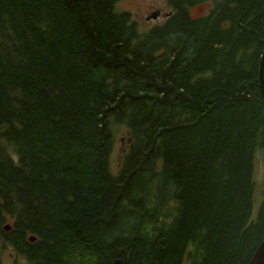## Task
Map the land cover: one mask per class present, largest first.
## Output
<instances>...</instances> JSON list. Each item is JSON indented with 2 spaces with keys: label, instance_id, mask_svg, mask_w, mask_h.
Here are the masks:
<instances>
[{
  "label": "trees",
  "instance_id": "16d2710c",
  "mask_svg": "<svg viewBox=\"0 0 264 264\" xmlns=\"http://www.w3.org/2000/svg\"><path fill=\"white\" fill-rule=\"evenodd\" d=\"M120 1L0 0V264H248L264 0Z\"/></svg>",
  "mask_w": 264,
  "mask_h": 264
},
{
  "label": "rangeland",
  "instance_id": "374dc122",
  "mask_svg": "<svg viewBox=\"0 0 264 264\" xmlns=\"http://www.w3.org/2000/svg\"><path fill=\"white\" fill-rule=\"evenodd\" d=\"M166 0H121L117 4L119 11L123 12H133L139 16H146L152 11V5L156 8L162 9L163 11H168ZM211 6V3L204 5H196L191 8L190 15L193 18H198L206 13V10ZM163 19L160 18L155 21H146L145 18L136 21L140 22V27L148 29L154 24H161ZM135 21V20H134ZM125 132L120 133L118 136L112 156L110 158V168L112 171L118 169V163L120 155L122 154V147L125 144ZM254 213H257V208L264 198V151H257L254 159Z\"/></svg>",
  "mask_w": 264,
  "mask_h": 264
},
{
  "label": "water",
  "instance_id": "95a60500",
  "mask_svg": "<svg viewBox=\"0 0 264 264\" xmlns=\"http://www.w3.org/2000/svg\"><path fill=\"white\" fill-rule=\"evenodd\" d=\"M158 13L152 14L150 17L147 18V20L155 19L158 17ZM170 14L167 13L165 16H169ZM263 67H264V49L261 55V60H260V66H259V88L260 92L263 98L264 102V73H263ZM10 225H6L4 227L5 231L10 230ZM35 241V237L31 236L29 238V242L33 243ZM114 264H119V262H115ZM248 264H264V238L256 248L254 254L252 255L250 261Z\"/></svg>",
  "mask_w": 264,
  "mask_h": 264
},
{
  "label": "flooded vegetation",
  "instance_id": "af4514ba",
  "mask_svg": "<svg viewBox=\"0 0 264 264\" xmlns=\"http://www.w3.org/2000/svg\"><path fill=\"white\" fill-rule=\"evenodd\" d=\"M167 2V0L165 1ZM155 13H158V17L155 18V19H151L150 21H155V20H158L160 18H162L164 21L168 16H165L166 13H172V10L171 8H168V11H163L162 9H159V8H156L154 5H152V11L150 13H148L145 17L144 16H139V15H136L135 13L131 12V17L133 20L135 21H139V20H142L143 18H145V20H147L148 17H150L152 14H155Z\"/></svg>",
  "mask_w": 264,
  "mask_h": 264
}]
</instances>
